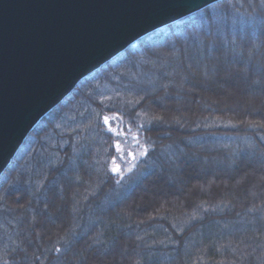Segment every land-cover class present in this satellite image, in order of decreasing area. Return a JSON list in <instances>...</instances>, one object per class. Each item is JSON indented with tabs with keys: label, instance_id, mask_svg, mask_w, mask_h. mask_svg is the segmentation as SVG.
Segmentation results:
<instances>
[{
	"label": "trees",
	"instance_id": "1",
	"mask_svg": "<svg viewBox=\"0 0 264 264\" xmlns=\"http://www.w3.org/2000/svg\"><path fill=\"white\" fill-rule=\"evenodd\" d=\"M227 71L264 89V0L216 2L82 79L0 175V264H264V108L212 88Z\"/></svg>",
	"mask_w": 264,
	"mask_h": 264
},
{
	"label": "water",
	"instance_id": "2",
	"mask_svg": "<svg viewBox=\"0 0 264 264\" xmlns=\"http://www.w3.org/2000/svg\"><path fill=\"white\" fill-rule=\"evenodd\" d=\"M221 0H0V175L38 122L140 38Z\"/></svg>",
	"mask_w": 264,
	"mask_h": 264
},
{
	"label": "rangeland",
	"instance_id": "3",
	"mask_svg": "<svg viewBox=\"0 0 264 264\" xmlns=\"http://www.w3.org/2000/svg\"><path fill=\"white\" fill-rule=\"evenodd\" d=\"M233 74L234 73L227 71V73H225V72L223 73L222 78L219 79L220 80L219 82L216 83L213 80H210L208 82H209V84L212 85V88H218V89H220V91L222 90L223 97L226 99L227 98L231 99V104L233 106H235V108H237L238 110L248 109L249 105H250L249 103L252 101L256 102L258 107L264 108V89H260L259 87L256 89H250V87H248V86H250L252 84L251 82L247 83V84L243 83V85H239V87H238L237 81L235 80V78H233ZM262 80H263V82H261V83H263V85H264V78ZM222 82L226 83L225 86H222L223 85ZM230 82H231L230 87L232 90H236V92H237L236 94H235V92H233L232 94H231V92H228L229 88H228V86L226 88V85L230 84ZM201 87H205V85L201 84ZM238 98L245 99L246 102L242 103V104H241V102L238 103L235 101V99H238ZM258 107H255L251 111L253 113L256 112L258 110ZM124 162L126 164V167H129L131 160L129 159V161H128V160L124 159ZM205 170H207V168L204 167L202 169H199L198 171H200V173L203 174ZM212 172L213 171L210 172L211 175H212ZM177 182H178V179H177ZM175 183H176V181H175ZM182 185H183V183H182ZM184 189H185V187H184ZM147 190H149V192L147 193V198H149L151 200L157 198L158 196L164 197V194H165V193H162L160 191L158 192L156 190V188H154L153 186H151ZM176 191L178 193L181 191L178 186L176 188Z\"/></svg>",
	"mask_w": 264,
	"mask_h": 264
},
{
	"label": "bare ground",
	"instance_id": "4",
	"mask_svg": "<svg viewBox=\"0 0 264 264\" xmlns=\"http://www.w3.org/2000/svg\"><path fill=\"white\" fill-rule=\"evenodd\" d=\"M148 35V34H147Z\"/></svg>",
	"mask_w": 264,
	"mask_h": 264
},
{
	"label": "snow or ice",
	"instance_id": "5",
	"mask_svg": "<svg viewBox=\"0 0 264 264\" xmlns=\"http://www.w3.org/2000/svg\"><path fill=\"white\" fill-rule=\"evenodd\" d=\"M107 122V121H106Z\"/></svg>",
	"mask_w": 264,
	"mask_h": 264
}]
</instances>
